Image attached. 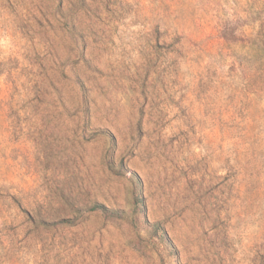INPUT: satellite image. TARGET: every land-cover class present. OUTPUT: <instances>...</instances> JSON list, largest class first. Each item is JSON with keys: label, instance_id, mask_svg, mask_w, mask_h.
<instances>
[{"label": "rangeland", "instance_id": "rangeland-1", "mask_svg": "<svg viewBox=\"0 0 264 264\" xmlns=\"http://www.w3.org/2000/svg\"><path fill=\"white\" fill-rule=\"evenodd\" d=\"M0 264H264V0H0Z\"/></svg>", "mask_w": 264, "mask_h": 264}]
</instances>
